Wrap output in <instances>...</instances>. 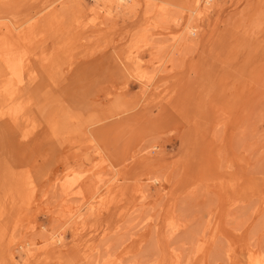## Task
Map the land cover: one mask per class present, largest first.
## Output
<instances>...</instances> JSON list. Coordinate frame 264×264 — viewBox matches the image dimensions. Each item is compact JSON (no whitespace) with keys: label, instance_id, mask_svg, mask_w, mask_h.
Instances as JSON below:
<instances>
[{"label":"rangeland","instance_id":"374dc122","mask_svg":"<svg viewBox=\"0 0 264 264\" xmlns=\"http://www.w3.org/2000/svg\"><path fill=\"white\" fill-rule=\"evenodd\" d=\"M200 3L0 0V264H264V0Z\"/></svg>","mask_w":264,"mask_h":264},{"label":"bare ground","instance_id":"6f19581e","mask_svg":"<svg viewBox=\"0 0 264 264\" xmlns=\"http://www.w3.org/2000/svg\"><path fill=\"white\" fill-rule=\"evenodd\" d=\"M93 2H94V4H95V6L97 7V10H99L98 12H100V13H105V14H108L107 12H109V11H107V10H109V9H114L115 7L116 8H120V9H130V8H132V7H135V1L136 0H92ZM200 1L201 0H196V2H197V6H200ZM214 1L215 0H202V2H203V4L205 5V6H210V5H212L213 3H214ZM149 6V5H148ZM161 10L163 9V8H160ZM194 12V11H193ZM21 26V25H20ZM22 27V26H21ZM186 27H188V28H186L187 29V33L188 34H191V35H193V33H194V31H195V28L194 27H192V26H187L186 25ZM2 29H3V34L0 36V54L3 56V58L7 61V62H12V59H14L13 58V56H12V49H14V48H12L13 47V43L12 42H14V35L16 34L15 32L17 31L18 32V30H19V28H17V27H11V26H6L3 22H2V20H0V33H1V31H2ZM184 32H185V30H184ZM17 36H18V34H17ZM16 38V37H15ZM2 40V41H1ZM8 40H10V42H6V41H8ZM18 40H20V38H18ZM16 49V48H15ZM14 51V50H13ZM7 65H9V64H7ZM16 65L17 64H15L14 62H12L11 63V66H12V70L14 71H16ZM7 68V67H6ZM11 68V67H10ZM7 70V69H6ZM11 71V70H10ZM14 71V72H15ZM62 178V177H61ZM61 178H57L56 179V181L57 182H59V184H60V188L63 190V192H65L66 193V195H77V196H81V197H85L84 196V194H83V192L80 190V189H77V190H75L74 189V185H75V181L74 180H65L64 182H61ZM117 179V178H116ZM115 180H113V182H114ZM61 182V183H60ZM58 184V183H57ZM58 184V185H59ZM79 184V183H78ZM78 186L79 185H77L76 186V188H78ZM81 186V185H80ZM84 191V190H83ZM91 198V197H90ZM80 199V198H79ZM94 200H95V198H93ZM82 200V199H81ZM92 200V199H91ZM93 200V201H94ZM93 201L91 202V203H93ZM98 201V200H97ZM87 203V202H86ZM84 204V203H83ZM86 205V204H85ZM94 205H96V203L94 204ZM87 206V205H86ZM89 206V205H88ZM82 207H84V206H82ZM32 228H34V227H32ZM54 237V236H53ZM61 242V240H60V238H56V239H53L52 240V243H60ZM29 243V242H28ZM23 244V243H22ZM22 244H20L19 245V247L20 248H24L23 247V245ZM26 246L28 245V244H26V243H24ZM30 244V243H29ZM249 262H248V264H261L260 263V261L258 260V258L257 257H253V256H251L250 258H249V260H248Z\"/></svg>","mask_w":264,"mask_h":264},{"label":"crops","instance_id":"0c3cea01","mask_svg":"<svg viewBox=\"0 0 264 264\" xmlns=\"http://www.w3.org/2000/svg\"><path fill=\"white\" fill-rule=\"evenodd\" d=\"M5 19H6V18H5ZM12 19H13V18H12ZM7 20H9V22L11 23V25H14V24H17V25H20V24H21V25H24V24H26V22H27V21H24V22H22V23H16V22L12 23L11 18H7ZM28 62L31 63V61H28ZM30 63H29V68L32 69V70H34V74H33V76H32L31 78H29V81H28V84H27V85L32 86V87H34V85H35V86H39V85H40L39 78L37 79V81L35 80V78H36V76H37V70H36V67L33 68V67L30 65ZM0 69L3 70V68H2V64H1ZM23 77H24V76H23ZM23 84H25V79L22 81V84H21L18 88H16V89H14V90H12V91L9 92V93H11V94H10V95H11V99L8 98L7 94H4L3 97H0V101H2V98L5 100V102L8 101V102H6V104H5L4 106H2L3 108H1L0 111L7 110V109L11 106V103L14 102L12 99H16V98H18V96L20 95V93H21L20 96H22V91L25 89V86H26V85H23ZM9 93H8V94H9ZM17 95H18V96H17ZM24 97H25V96H24ZM18 99H20V98H18ZM21 102H23L22 99L20 100V103H21ZM27 107H28V106L23 107L22 110L25 111Z\"/></svg>","mask_w":264,"mask_h":264}]
</instances>
